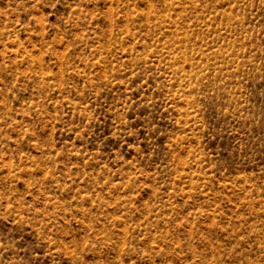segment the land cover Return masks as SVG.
Wrapping results in <instances>:
<instances>
[{
    "label": "rangeland",
    "instance_id": "1",
    "mask_svg": "<svg viewBox=\"0 0 264 264\" xmlns=\"http://www.w3.org/2000/svg\"><path fill=\"white\" fill-rule=\"evenodd\" d=\"M0 264H264V0H0Z\"/></svg>",
    "mask_w": 264,
    "mask_h": 264
}]
</instances>
